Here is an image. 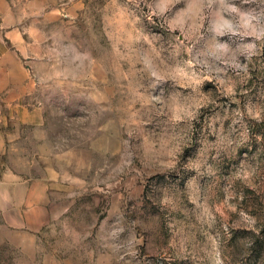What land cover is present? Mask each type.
<instances>
[{
    "label": "rangeland",
    "instance_id": "rangeland-1",
    "mask_svg": "<svg viewBox=\"0 0 264 264\" xmlns=\"http://www.w3.org/2000/svg\"><path fill=\"white\" fill-rule=\"evenodd\" d=\"M8 1L46 120L5 159L49 220L0 264H264V0Z\"/></svg>",
    "mask_w": 264,
    "mask_h": 264
},
{
    "label": "crops",
    "instance_id": "crops-1",
    "mask_svg": "<svg viewBox=\"0 0 264 264\" xmlns=\"http://www.w3.org/2000/svg\"><path fill=\"white\" fill-rule=\"evenodd\" d=\"M30 26L18 15L12 1L0 0V234L34 233L49 220L48 179L26 177L14 171L5 159L24 138L21 126L38 132L46 120L44 106L31 97L38 85L22 62L40 58L27 52ZM38 135L35 139L39 151L35 154H42L43 136L41 132Z\"/></svg>",
    "mask_w": 264,
    "mask_h": 264
}]
</instances>
